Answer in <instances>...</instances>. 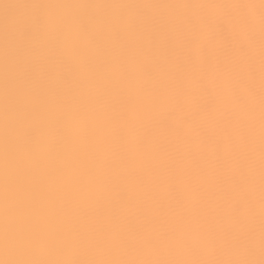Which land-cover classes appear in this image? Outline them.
I'll return each mask as SVG.
<instances>
[{
	"label": "snow or ice",
	"instance_id": "1",
	"mask_svg": "<svg viewBox=\"0 0 264 264\" xmlns=\"http://www.w3.org/2000/svg\"><path fill=\"white\" fill-rule=\"evenodd\" d=\"M13 8L0 264H264V0Z\"/></svg>",
	"mask_w": 264,
	"mask_h": 264
},
{
	"label": "bare ground",
	"instance_id": "2",
	"mask_svg": "<svg viewBox=\"0 0 264 264\" xmlns=\"http://www.w3.org/2000/svg\"><path fill=\"white\" fill-rule=\"evenodd\" d=\"M33 0H0V31L3 29V21L5 15L12 17H19L27 14V10L23 8H13L10 10L5 9V5H16L31 3ZM51 2H65V3H75V2H88V3H151V4H198V3H223L225 0H51ZM258 3L259 0H254ZM100 11V10H95ZM199 10H167V9H148L146 10L149 15H167L170 13L182 14L187 12L189 15L198 14ZM209 13H215L217 10L209 9Z\"/></svg>",
	"mask_w": 264,
	"mask_h": 264
}]
</instances>
